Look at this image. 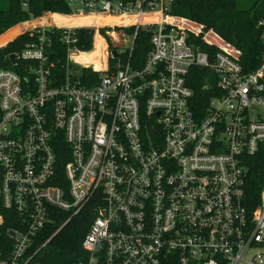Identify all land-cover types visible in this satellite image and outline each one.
<instances>
[{"label": "built area", "instance_id": "1", "mask_svg": "<svg viewBox=\"0 0 264 264\" xmlns=\"http://www.w3.org/2000/svg\"><path fill=\"white\" fill-rule=\"evenodd\" d=\"M67 1L69 18H129L119 26L135 28L130 52H107L104 70L89 68L99 78L83 82L80 27L21 33L38 40L14 56L18 72L0 70V264L56 263L55 239L88 215L72 264H264V184L259 203H245L250 163L264 175V52L246 71L200 51L161 21L171 0ZM50 27L64 30L61 74L45 52ZM139 28H150L151 51L134 69Z\"/></svg>", "mask_w": 264, "mask_h": 264}, {"label": "trees", "instance_id": "2", "mask_svg": "<svg viewBox=\"0 0 264 264\" xmlns=\"http://www.w3.org/2000/svg\"><path fill=\"white\" fill-rule=\"evenodd\" d=\"M117 1L126 5H133L140 0ZM45 14L68 16L72 15V10L67 0H29L27 8H23L22 0H0V45L16 36L17 30L11 29L18 24L39 19ZM166 14L170 18L169 24L175 29L184 30L187 35V42L200 51L208 53L225 52L241 63L246 71H252L258 66L259 58L264 49L261 41L263 29L259 28L257 23L264 20V0H171ZM56 15H49L45 20L56 24L57 27L64 26L62 16ZM156 20L157 16L155 15L143 16L141 22H155ZM131 22L128 18L121 21V24L129 25ZM7 31L9 32L6 33ZM113 31H123L132 38L135 28H100L98 29L100 35L95 34L94 28L80 27L74 29L76 43L73 47L82 54L73 57L78 59L88 55L93 58L98 55V52H106L107 47L102 38L105 39L109 51H116L115 48H110V38L107 36V33ZM151 33L150 28L137 30L131 56V65L134 69L142 66L143 61L151 51ZM204 33L211 38V40L208 39L211 42L205 40ZM44 36L49 41V47L46 48L45 52H49L51 61L56 65L57 73L61 74L62 68L65 66L67 52V47L63 42L64 30L50 27L45 31ZM111 36L116 37L113 34ZM37 40L38 34L36 32H26L16 37L5 47L0 48V70L18 72L22 63L17 62V65L13 66L9 56H17L30 45L36 43ZM124 52L128 54L130 49L128 48ZM113 64L114 62H110L111 68ZM95 70H100L99 64L95 66ZM101 74L89 68H82L79 77L83 82L95 81ZM201 87V80L192 86L196 105L200 107L204 102ZM263 184L262 163L258 160L252 161L245 186L246 204L259 203ZM92 217L93 215L79 217L55 239L50 252L57 262L52 264H72L75 256L81 252V239L85 235Z\"/></svg>", "mask_w": 264, "mask_h": 264}, {"label": "rangeland", "instance_id": "3", "mask_svg": "<svg viewBox=\"0 0 264 264\" xmlns=\"http://www.w3.org/2000/svg\"><path fill=\"white\" fill-rule=\"evenodd\" d=\"M45 21H47V20H45ZM40 22H44V21L43 20H35L33 22H27V23L18 24L16 27L11 29V30H17V34L13 38L15 39L22 32H24L27 28L28 29L31 28V26L39 27L38 24ZM47 23L49 25L53 24L50 21H47ZM53 25L55 26L56 24H53ZM127 26H132V25L130 24V25H127ZM120 27H121V25L120 26L116 25V26H112V27L108 26V25H102V26H99V27H95L94 29H95L96 34H98L99 32L97 33L96 30H98L100 28L114 29V28H120ZM90 28H93V27H90ZM127 28H129V27H127ZM11 30H9V31H11ZM9 31H7L6 33H8ZM5 34H3V35H5ZM113 35H116V37H112L111 35H107L110 38V43H111L110 48L111 47L115 48V50L117 52H119V54H122L125 50H127L131 46V38L128 35H126L123 31H118V32H114L113 31ZM203 36L205 37V40H207V41L211 40V38L209 36L205 35V33L203 34ZM13 38L11 39L12 41L14 40ZM104 41H105V39H104ZM209 42H211V41H209ZM8 43H10V42H8ZM6 45H7V42L5 44H3V45H0V48L5 47ZM93 49H94V41H93ZM107 52H111V51H109V47L108 46L106 48V52H98V55L93 57V58H91L88 55L84 56L83 58H78V59L74 58V60L78 63V65H76V64H74V65L77 66L81 70L82 68H85L86 65L88 66V68H91V66H93L95 68V66L99 64L100 71L104 70L105 64H106L105 62L107 60V56H106ZM79 71H78V74H79Z\"/></svg>", "mask_w": 264, "mask_h": 264}, {"label": "bare ground", "instance_id": "4", "mask_svg": "<svg viewBox=\"0 0 264 264\" xmlns=\"http://www.w3.org/2000/svg\"><path fill=\"white\" fill-rule=\"evenodd\" d=\"M156 16V15H155ZM58 19V18H57ZM61 19V17H60ZM64 21V26L62 27H99L102 25H108V26H116L121 24V21H119L118 18H110L105 16H86V17H62ZM158 20V17H157ZM156 20V21H157ZM45 22V20H43ZM155 21V22H156ZM162 22L169 24V19L162 18ZM75 55H81V54H74Z\"/></svg>", "mask_w": 264, "mask_h": 264}, {"label": "water", "instance_id": "5", "mask_svg": "<svg viewBox=\"0 0 264 264\" xmlns=\"http://www.w3.org/2000/svg\"><path fill=\"white\" fill-rule=\"evenodd\" d=\"M111 55L113 56L114 59H118V58H119V55L116 53V51H112V52H111ZM9 60H10V63H11V64H14V56H13V55L9 56ZM77 69H78L77 67H74V68H73V70H75V71H76Z\"/></svg>", "mask_w": 264, "mask_h": 264}, {"label": "crops", "instance_id": "6", "mask_svg": "<svg viewBox=\"0 0 264 264\" xmlns=\"http://www.w3.org/2000/svg\"><path fill=\"white\" fill-rule=\"evenodd\" d=\"M48 15H56V14H48ZM56 16L68 17V16H63V15H56ZM67 28H75V27L74 26H71V27H67ZM93 28H95V27H93ZM111 34H113V32L112 33H109V35H111ZM102 40H104V39L102 38ZM104 43H105V46L107 47V44H106L105 41H104Z\"/></svg>", "mask_w": 264, "mask_h": 264}]
</instances>
